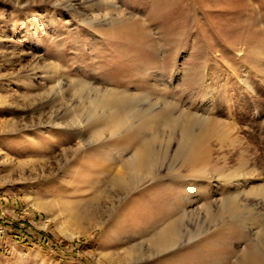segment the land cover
Instances as JSON below:
<instances>
[{"label":"rangeland","instance_id":"obj_1","mask_svg":"<svg viewBox=\"0 0 264 264\" xmlns=\"http://www.w3.org/2000/svg\"><path fill=\"white\" fill-rule=\"evenodd\" d=\"M80 86L223 122L195 145L210 149L207 173L179 163L121 195L110 222L88 230L82 210L96 213L103 190L118 193L114 161L142 140L101 133L118 113L73 126ZM101 170L108 178L96 180ZM173 174L182 180L172 184ZM263 183L264 0H0V264H123L122 252L146 242L180 194L203 217L201 201L215 211L237 192L246 218H218L199 250L195 241L126 263L235 264L238 233L264 224Z\"/></svg>","mask_w":264,"mask_h":264},{"label":"bare ground","instance_id":"obj_2","mask_svg":"<svg viewBox=\"0 0 264 264\" xmlns=\"http://www.w3.org/2000/svg\"><path fill=\"white\" fill-rule=\"evenodd\" d=\"M49 77L51 76L49 75ZM52 88L53 87H50L49 89ZM82 88L83 87L80 89L78 88L77 94L80 96L78 98L81 103L79 105L80 108L78 113L71 121L73 126H83V120L86 118L87 120L94 119L93 121H95V118L107 121L112 114L118 113L116 116L112 117L115 118L113 121L109 123L106 122L101 133L108 131L111 137L133 134L132 140H142L140 146L134 150L129 157L121 158L120 160L114 158V163H117V166H119V175L118 177H115L112 174L111 180H113V184L116 186V190L113 191H118V193H106L107 191L100 190L101 192H98L99 195L96 196L95 199L96 202L100 201L91 206L96 213L91 215L90 213H86V209L82 210L83 217L91 220L88 230L110 222L114 217V214L118 211L123 198H125L123 196H126V194L133 192L138 188L141 189L142 186L151 184L152 182H159V180L164 177L161 175L163 172H178L177 165L179 163L181 165L187 162H191V164L194 163L192 167L190 166L191 169L195 166H201V169L197 168V171H194L201 175L207 173L208 167L206 166H209L210 149H204L202 151L200 149L197 150L195 145L205 137V134H207V132H209L208 130L214 126L215 122H218V125L223 122L214 121L216 118L213 117H201L194 113L188 114L184 111L175 115L174 112L172 113L174 105L172 106V104L165 102V105L160 106L161 108L157 112H154V105L159 103V101L156 102L154 100L151 103H143L144 105L146 104V107L140 108V100L136 96L127 94L126 91L123 92L124 96L122 95V97L119 95V97H116V94H114L113 91L107 89H102L103 91H100L101 89H92L83 95L84 91ZM54 91L55 90H53V92ZM146 101L147 99L142 102ZM143 124L145 125L144 129L142 128L143 130L137 128L138 126L143 127ZM223 125L220 127H224ZM222 130L224 129L222 128ZM225 131L228 132L227 129ZM94 133L99 134V131H95ZM173 145L174 147H172ZM171 151L172 154H168ZM234 173L235 174L232 177L241 175L240 170L238 169H235ZM97 174L98 179L96 180H100L109 175V173L104 172V170L99 171ZM170 178L173 184L177 180H182L183 177L181 178L180 176L178 177V175L173 174ZM172 192L175 193L173 190ZM236 193H227V196L219 201L215 211H213L212 207L214 205L212 202L201 201L202 204H200L199 207L201 212H204L203 217L199 216V212L187 211L188 209L186 210V206L190 203L188 200L190 198L183 196V193L180 194L179 197L181 196V202L179 204L176 205L175 203L174 206L172 204L168 205V207L172 209H168L166 214L167 220H163L159 225V222L156 221L155 224L153 221L155 224L153 229L155 230H153L148 238H145L146 242L125 249L119 257V261L126 264L132 260L139 261L141 257L147 255L146 252L149 253L151 250L152 251L149 254H151L150 256H153V254L161 253L178 246L184 250L183 246H193V242H198V240H201L200 242H209L208 240L213 235L214 230L213 233H208V230H210L214 221H218V218L223 219L224 217H228L229 219H240V221H244V218H246L242 216V214H244L241 210L242 205L238 200V193ZM255 193L257 195L260 194L259 197L264 200V183L256 188ZM104 194L111 196L112 199H108L109 202L103 205L100 211L103 199L107 197H103ZM159 213L161 215V212ZM160 217L161 216H159V218ZM156 218L157 217L155 216V220ZM231 222L233 223V221ZM246 233L248 232L241 231L238 233V240H242L245 246L241 249L240 254L236 255L235 264H237V262H239L238 264H264V224H262V227H260L259 231L255 232L254 235L253 233L250 234V232L248 234ZM144 244H146L145 250L142 249V245ZM199 245L198 242V250L200 249ZM179 253L181 254V250Z\"/></svg>","mask_w":264,"mask_h":264}]
</instances>
